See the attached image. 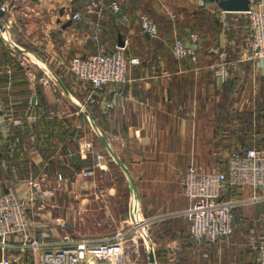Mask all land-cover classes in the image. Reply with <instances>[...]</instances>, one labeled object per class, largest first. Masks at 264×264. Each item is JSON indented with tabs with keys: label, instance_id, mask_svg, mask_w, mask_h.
Segmentation results:
<instances>
[{
	"label": "crops",
	"instance_id": "0c3cea01",
	"mask_svg": "<svg viewBox=\"0 0 264 264\" xmlns=\"http://www.w3.org/2000/svg\"><path fill=\"white\" fill-rule=\"evenodd\" d=\"M86 1L0 0V6H6L2 11L5 28L12 27L16 32L22 27L26 34H31L23 36L34 41L37 50L44 53L57 48L54 37L74 39L72 49L78 50V43L85 41L88 33L92 37L97 34L94 39L103 37L102 34L110 38L114 25L127 44L135 35L148 41L152 38L141 32L136 17L131 15L143 0H116L128 21H122L119 14L107 7L98 20L96 15L84 12ZM249 3L250 8L264 11V0ZM183 4L200 6L204 1L176 0V5ZM205 5L215 10V4ZM75 11L81 16L73 22L70 16ZM217 14L222 29L217 41L205 52L206 62L197 56L196 61L184 63L186 59L173 58L169 50L166 54L156 53L155 45L144 41L142 60L130 65L127 80L97 91L81 88L76 81L66 83L58 77L53 80L51 69L46 72L48 77L43 72L42 78L32 80L25 67L23 73L30 89L25 99L27 95L20 93L22 78L15 72L16 66L1 70L0 118L4 121L0 123V193L8 186L19 197L33 193L34 199L26 203L32 220L30 232L46 230L53 247L62 234L70 231L78 238L100 240L125 229L130 219L134 225L145 220L147 225L137 234L148 247V264H257L256 246L264 234V221L258 234L250 229L239 236L235 232V236L195 246L188 236L190 203L179 183L181 172L189 164L215 168L224 160L221 151L225 142L216 138L218 127L213 121L224 82L215 78V67L220 62L227 64L225 81L234 75L239 77L232 95L238 110L254 109L255 102L264 96V58L250 61L244 55L246 13L219 8ZM94 21H100L99 28L92 27ZM36 84L42 85L53 98L55 105L47 111V118L61 120L66 137L49 136L48 129L37 126ZM32 96L35 103L30 106ZM24 101L26 106L19 109ZM29 110L34 119L29 118L20 127L10 123L12 116ZM243 201L258 203L252 198ZM123 204L130 217H121L117 223L112 208H121ZM95 209L104 213L98 222ZM78 214L84 215L88 227H76ZM94 222L100 231L81 234L82 228H90ZM107 222H113V226L102 228ZM136 239V234L126 237L128 264H136L130 248V241ZM9 241L18 244L19 238ZM10 252L14 257L12 264H23V254L31 251L16 248Z\"/></svg>",
	"mask_w": 264,
	"mask_h": 264
},
{
	"label": "built area",
	"instance_id": "2783aa9c",
	"mask_svg": "<svg viewBox=\"0 0 264 264\" xmlns=\"http://www.w3.org/2000/svg\"><path fill=\"white\" fill-rule=\"evenodd\" d=\"M113 14H119L122 21L128 16L121 11L116 0H87L83 10L88 15L103 17L105 8ZM1 11L6 10L2 4ZM247 15V32L244 40V55L250 61L264 58V11L250 8ZM80 12L75 11L70 18L76 21ZM98 21H96L97 23ZM138 24L141 32L149 36L158 35L156 21L145 14L139 15ZM97 34H94V38ZM124 46H115L112 52L99 50L87 54L73 55L66 65L70 77L78 82L81 88L88 87L97 91L108 84H120L127 80L129 67L138 64V56H126ZM203 38L197 31H187L186 39L174 37L170 52L173 58L182 60L197 59V50L202 48ZM221 83L228 75V66L220 62L213 72ZM31 106V105H30ZM34 116L26 112L20 116H12L10 123L15 127L23 126ZM4 119L0 118V123ZM183 195L189 200L188 214L190 221L188 235L195 246L213 243L229 237L233 232V209L236 201L220 197L231 187H246L264 194V148L250 147L244 152L231 151L224 169L208 168L202 164L191 163L179 176ZM34 199L33 193L19 197L13 187L0 193V264H12L13 255L10 250H30L36 255L35 264H128L126 237L133 230H117L112 236L100 240L78 238L71 233H64L50 247L49 233L41 230L30 232L32 222L26 210V203ZM26 200V201H25ZM144 226L147 225L142 220ZM11 238H19L18 244H12ZM257 264H264V234L256 246Z\"/></svg>",
	"mask_w": 264,
	"mask_h": 264
},
{
	"label": "trees",
	"instance_id": "16d2710c",
	"mask_svg": "<svg viewBox=\"0 0 264 264\" xmlns=\"http://www.w3.org/2000/svg\"><path fill=\"white\" fill-rule=\"evenodd\" d=\"M203 1L204 5L200 6L191 4L178 5L177 9L170 16L169 14L154 12V0H143L142 10L148 12L156 19L155 21L158 25V35L156 37H152L149 41L146 40L144 36H133L130 44H127L129 47L125 48L126 56H138L141 62V52L145 48L144 41L154 44L156 53L166 54L168 50L170 52L171 43L174 39L173 37L176 36L186 39L187 31H197L203 38V46L197 50L196 54L200 61L202 60L206 62L207 55L205 52L213 43L217 41L218 35L222 29V21L217 14V11L219 10L217 3L210 0ZM208 3L215 4L214 11L207 8L205 4ZM4 18L5 14L0 15L1 23H3ZM112 33L115 34V45L110 50H107L108 52H112L117 45L118 34L120 33L117 25L113 26ZM120 35L122 37V34ZM122 39L124 38L122 37ZM1 43L2 41L0 38V44ZM184 59H186L184 63H191L192 61L189 57ZM15 65L12 63L11 66ZM16 72L20 78H22L20 93L24 96L27 95L25 97V99H27L30 95V89L27 86V80L23 75V67L19 65L16 66ZM238 84L239 77L236 75L223 83L222 90L220 92L222 100L216 108L217 114L213 119L218 127L216 129V138L223 143L225 142L223 145L224 150L221 151L224 156V160L221 161V164L215 167L218 169L225 168L227 157L231 151L244 152L248 148L254 146L264 148V96H262V99L258 100V102H255L254 109L249 107L238 110L234 107L232 99V95L235 93ZM35 92L38 101L36 105V112L38 115L37 126L43 129H48L49 136H58L61 139L66 137V132L62 131L64 126L63 122L58 119L47 118V111L55 105L53 98L46 93L45 89L40 84H36ZM26 103L27 102L24 101V103L19 106V109L24 108ZM239 189L240 188L238 187H231L220 198L230 199L236 197L238 196L237 191ZM236 210V208L233 209V232L229 237L235 236V232L237 233L239 221ZM239 227L241 226L239 225Z\"/></svg>",
	"mask_w": 264,
	"mask_h": 264
},
{
	"label": "rangeland",
	"instance_id": "374dc122",
	"mask_svg": "<svg viewBox=\"0 0 264 264\" xmlns=\"http://www.w3.org/2000/svg\"><path fill=\"white\" fill-rule=\"evenodd\" d=\"M156 1H158V3L154 5L153 11L160 13V14H163V13L164 14H173V12L178 7V5H176V0H154L155 3H156ZM141 14H145V15L149 16L150 18L156 20L154 18V16H152L148 12L142 10V5L135 8V10L131 13V15L134 18L136 17L137 21H138L139 15H141ZM2 24L5 27V24L4 23H2ZM137 24H138V22H137ZM93 26H94V28H99L100 27V21H98L97 23L94 21V23L92 24V27ZM138 27H139V24H138ZM5 29H6V33H3L0 31V38L2 41V43L0 44V72L6 66L12 67L11 65L13 63V65L16 64L15 66H18V65L22 66L23 71H24V68L27 67L26 71H28V76L32 80L36 79V81H37L38 77H41V78L43 77L42 76L43 72H44V77H48L46 75L47 74L46 72H48V69H51L53 71V74H54L53 76H51V78L53 80L57 79V77H58V79L62 80L63 82H66V83L72 82L73 83V82H75V80L72 77H70L66 71V65L69 62V59L73 55L81 53L80 50L83 51L84 49H87V51H91V52H95V51H99V50L107 51V50H110L111 48H113L115 45V34L112 32H111L110 38L104 37L105 34L101 33L104 36L99 37L98 39L97 38L94 39V37L91 36L92 34L88 33L89 35L87 36L86 40L78 43V45H77L79 48V49L77 48L78 50L72 49L73 47L75 48V44L73 43L74 41H72L74 39L70 40V39H66L65 36H60L58 38L54 37L57 48L53 49V51L52 50H44L45 51V53H44V52L37 50V44H35L34 41H32L30 38H27L26 36H23L24 34L28 35L30 33L26 34V32L24 31V29L22 27L18 28V30L16 32L13 31L12 27L11 28H5ZM139 29H140V27H139ZM33 33H35V32H33ZM17 34L20 35V37ZM10 35L14 36V39H16V41H18L17 45L22 47V48H26L27 52L20 53L17 50H15L10 45V43H8V39L11 38ZM53 35H55V34H53ZM132 39L128 40V45L130 44ZM75 41H77V40H75ZM132 43H133V41H132ZM42 70H44V71H42ZM15 72H16V67H15ZM23 75L25 76L24 73H23ZM28 103H30V105H31V102H28ZM63 106H64V109L67 108L66 105H63ZM79 111H80V109H79ZM29 112H30V110L28 111V113ZM80 113H82V112H80ZM79 121L80 120L78 119V123H79ZM98 190L100 191L101 187H99ZM237 192H238V196H236V197L241 198V200H234V198H236V197L228 199V200L236 201V207H235L237 209L236 214H237V218L239 221L238 224L241 226V227H239V225H238V228H237L238 233H236V234H238V236H239L240 234H243L244 232H246L247 230L249 231L250 229L252 230L251 232L254 231L255 234H258L261 230V221L262 220L264 221V194L262 192H258V191L256 193H254L248 188L239 189ZM249 198H252L253 200L258 201V203H249L247 201H243V199L247 200ZM95 210H96V213L94 215V218L98 222V221H100V219H102L104 213L101 211V209H95ZM127 210H128V208H127V206H126V208H124V204L121 205V208L120 207L112 208V213L116 216L117 223H119V219L121 217H123V218L127 217V219L130 217ZM67 217L69 218V216H67ZM74 218H76V216L71 218V220H70L71 223H74ZM67 221L69 222V219ZM74 224H76V227H79V226L83 227L84 224L87 227L89 226L88 222H86V220H85L84 215H79V214H78V218ZM133 225H134V223H133V221L131 223V219H130V224H128V226L123 230L128 231L129 228H130V230H132L131 227ZM112 226H113V222H111V223L107 222L106 225L104 224L102 228L106 227L108 229ZM87 227L86 228L84 227L80 230L81 234L95 233V232H98L101 230V229H99L100 226H98L97 223H95V222L92 224V226L90 228H87ZM115 227H114V229H116ZM263 228H264V226L262 227V229ZM69 233L73 234V232H71V231ZM76 234L78 235V233H76ZM133 234L137 235V239L135 242L130 241V246H131L130 248L133 252V258L132 259L134 261H136V264H148L149 258H148V254L146 253V250H148V247L145 245L144 238H138V234L132 230L130 232V235H133ZM136 249L139 253H136ZM31 252L23 254V256L25 258V261L23 262V264H34L37 257L35 254H33V252L32 253ZM137 255H138V257H136ZM134 258H138V260H135ZM14 262H15L14 264L20 263L17 261H14Z\"/></svg>",
	"mask_w": 264,
	"mask_h": 264
},
{
	"label": "water",
	"instance_id": "95a60500",
	"mask_svg": "<svg viewBox=\"0 0 264 264\" xmlns=\"http://www.w3.org/2000/svg\"><path fill=\"white\" fill-rule=\"evenodd\" d=\"M210 1H215L217 3V6L222 10V11H228V12H246L250 9V3L249 0H210ZM3 12L0 11V15H2ZM71 20L67 22L69 24ZM65 24V25H67ZM0 31L3 33H6V29L4 25L0 22ZM144 35L149 38V34L147 32H144ZM8 43L17 50L20 53L27 52L26 48H22L18 46L15 42H13L11 39H8ZM117 46H124V39H122L121 35H118V42ZM35 103V96L31 97V106ZM130 178V176H129ZM131 186H133V182L130 178Z\"/></svg>",
	"mask_w": 264,
	"mask_h": 264
},
{
	"label": "bare ground",
	"instance_id": "6f19581e",
	"mask_svg": "<svg viewBox=\"0 0 264 264\" xmlns=\"http://www.w3.org/2000/svg\"><path fill=\"white\" fill-rule=\"evenodd\" d=\"M144 224L142 222H138L136 225H135V230H136V233H138L140 230H144Z\"/></svg>",
	"mask_w": 264,
	"mask_h": 264
}]
</instances>
